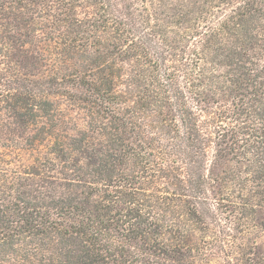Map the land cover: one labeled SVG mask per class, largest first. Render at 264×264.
Wrapping results in <instances>:
<instances>
[{
  "label": "trees",
  "instance_id": "1",
  "mask_svg": "<svg viewBox=\"0 0 264 264\" xmlns=\"http://www.w3.org/2000/svg\"><path fill=\"white\" fill-rule=\"evenodd\" d=\"M0 264H264V0H0Z\"/></svg>",
  "mask_w": 264,
  "mask_h": 264
}]
</instances>
